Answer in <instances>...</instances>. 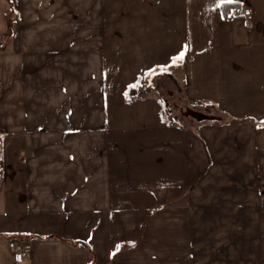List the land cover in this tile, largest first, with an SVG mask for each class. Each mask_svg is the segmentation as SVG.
Masks as SVG:
<instances>
[{
    "label": "crops",
    "instance_id": "obj_1",
    "mask_svg": "<svg viewBox=\"0 0 264 264\" xmlns=\"http://www.w3.org/2000/svg\"><path fill=\"white\" fill-rule=\"evenodd\" d=\"M218 3L0 0V264H264V0Z\"/></svg>",
    "mask_w": 264,
    "mask_h": 264
},
{
    "label": "flooded vegetation",
    "instance_id": "obj_2",
    "mask_svg": "<svg viewBox=\"0 0 264 264\" xmlns=\"http://www.w3.org/2000/svg\"><path fill=\"white\" fill-rule=\"evenodd\" d=\"M154 81L157 83L156 86L158 90H160L163 94L162 98L164 100V104L167 106V110L171 114L172 118L178 122H192L193 119L187 118L184 115L188 107L184 102L182 92L176 84L175 80L168 74H165L156 76L152 82ZM168 85L171 86L168 87Z\"/></svg>",
    "mask_w": 264,
    "mask_h": 264
},
{
    "label": "built area",
    "instance_id": "obj_3",
    "mask_svg": "<svg viewBox=\"0 0 264 264\" xmlns=\"http://www.w3.org/2000/svg\"><path fill=\"white\" fill-rule=\"evenodd\" d=\"M237 18H241L244 20L247 29L252 28L251 11L246 7L245 4H241L239 8L233 9L227 20L237 19ZM12 251L16 255L15 259L17 264H29L26 259L25 253L21 249L12 246Z\"/></svg>",
    "mask_w": 264,
    "mask_h": 264
},
{
    "label": "rangeland",
    "instance_id": "obj_4",
    "mask_svg": "<svg viewBox=\"0 0 264 264\" xmlns=\"http://www.w3.org/2000/svg\"><path fill=\"white\" fill-rule=\"evenodd\" d=\"M0 19L2 20L3 18L0 16ZM15 21H14V23L13 24H11V27H10V29L12 30V27L14 28L15 26ZM4 41V40H3ZM5 42V41H4ZM4 44V43H3ZM1 42H0V51L1 50H4V49H6V47H8L9 46V42H6V47H3L2 45H3ZM153 81V79L152 78H148V79H144L143 80V82H142V84H141V88H140V90H146V92L149 94V95H159L160 96V98H162L163 97V94H162V92L160 91V90H158V88H157V83L154 81V82H152ZM176 82V84L178 85V87H179V89L181 90V88H180V86H179V84H178V82L177 81H175ZM154 83V84H153ZM182 86H183V82H182V84H181ZM171 86V85H170ZM169 85H168V87H170ZM172 88V87H171ZM163 99V98H162ZM185 102V101H184ZM185 104L187 105V107H189V108H192V109H196L197 110V108H195V106L193 105V104H191V103H188V102H185ZM165 107H166V115L168 116V119L171 121V123L172 122H174L173 121V118H172V116H171V114L168 112V110H167V106L165 105ZM227 119V118H226ZM213 123H215V122H213Z\"/></svg>",
    "mask_w": 264,
    "mask_h": 264
},
{
    "label": "water",
    "instance_id": "obj_5",
    "mask_svg": "<svg viewBox=\"0 0 264 264\" xmlns=\"http://www.w3.org/2000/svg\"><path fill=\"white\" fill-rule=\"evenodd\" d=\"M185 117L193 119L198 124L203 123H213V122H222L223 117L211 115L209 113L202 112L200 110L189 108L186 109Z\"/></svg>",
    "mask_w": 264,
    "mask_h": 264
},
{
    "label": "trees",
    "instance_id": "obj_6",
    "mask_svg": "<svg viewBox=\"0 0 264 264\" xmlns=\"http://www.w3.org/2000/svg\"><path fill=\"white\" fill-rule=\"evenodd\" d=\"M240 4L239 3H235V4H224L221 7V18L223 19H228V17L230 16L231 12L233 9L239 8ZM163 75L162 73H160L157 76ZM156 76H154L152 79H154ZM203 110L205 113H209L211 115H215V116H219L221 117V112L218 110V108H215V106L213 105H204L203 106ZM223 119H226V116L223 117ZM223 122V121H222ZM0 159H1V152H0Z\"/></svg>",
    "mask_w": 264,
    "mask_h": 264
},
{
    "label": "snow or ice",
    "instance_id": "obj_7",
    "mask_svg": "<svg viewBox=\"0 0 264 264\" xmlns=\"http://www.w3.org/2000/svg\"><path fill=\"white\" fill-rule=\"evenodd\" d=\"M234 0H219V3H218V7L221 6V5H224V4H230V3H233ZM184 56V53L181 52L176 58H174V62H176L177 60H180L182 59Z\"/></svg>",
    "mask_w": 264,
    "mask_h": 264
}]
</instances>
